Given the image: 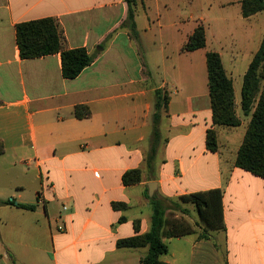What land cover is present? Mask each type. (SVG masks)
Listing matches in <instances>:
<instances>
[{
  "label": "crops",
  "instance_id": "0c3cea01",
  "mask_svg": "<svg viewBox=\"0 0 264 264\" xmlns=\"http://www.w3.org/2000/svg\"><path fill=\"white\" fill-rule=\"evenodd\" d=\"M241 1L133 0V36L125 0H0V200L34 206H0V264H141L147 247L116 243L149 230V191L164 202L166 219L174 212L191 221L195 206L180 197L213 189L221 191L224 230L208 240L163 237L168 252L159 259L264 264V179L235 167L246 128L212 126L208 100L212 51L232 81L239 116L243 75L264 38V11L243 18ZM42 18L57 20L67 49L94 56L74 79L62 77L60 54L20 58L15 25ZM198 25L205 47L182 52ZM156 90L169 101L149 168ZM79 105L88 117L74 115ZM200 113L209 114L201 125ZM210 127L215 153L205 148ZM130 170L140 181L124 185Z\"/></svg>",
  "mask_w": 264,
  "mask_h": 264
},
{
  "label": "trees",
  "instance_id": "16d2710c",
  "mask_svg": "<svg viewBox=\"0 0 264 264\" xmlns=\"http://www.w3.org/2000/svg\"><path fill=\"white\" fill-rule=\"evenodd\" d=\"M127 3L126 24L131 34L136 36L133 0H125ZM264 11V0H242L241 15L247 18L253 14ZM15 40L21 59H34L51 54H60L61 74L65 79H74L86 67L92 64L94 56L84 48L67 49L62 29L57 20L42 18L22 22L15 25ZM205 47V31L198 25L189 36L187 42L181 48L182 52H192ZM206 71L208 97L211 110L212 126L235 128L241 123L235 113V101L231 79L226 75L221 58L216 52L206 53ZM155 112L153 121V138L147 157L148 167L152 162L159 145L160 135L158 123L162 109H166L169 97L162 95L160 90L155 92ZM254 107L250 120L246 127L242 142L238 148L235 167L264 179V38H262L258 51L253 56L246 72L243 75L240 109L244 117H247ZM74 115L77 118H86L90 111L86 106H76ZM205 148L215 153L218 148L215 130L210 127L205 134ZM2 147L0 146V154ZM140 181V171L130 170L124 173L122 182L131 185ZM149 199L151 218L149 230L140 235L118 240V248L147 247V252L141 260V264H165L159 258L167 254V245L162 238H178L187 234H196L198 239L208 240L211 232L224 230L222 213V196L220 189L191 193L180 197L182 203H191L195 206L199 221L202 225L197 230L185 220H178L175 224H169L165 218L166 207L164 202L157 196L152 195ZM174 210L186 214L176 202L170 201ZM15 206L24 210H34L33 205L16 203L15 199L0 200V206ZM115 208L124 205L114 204ZM135 229L137 224L135 223Z\"/></svg>",
  "mask_w": 264,
  "mask_h": 264
},
{
  "label": "rangeland",
  "instance_id": "374dc122",
  "mask_svg": "<svg viewBox=\"0 0 264 264\" xmlns=\"http://www.w3.org/2000/svg\"><path fill=\"white\" fill-rule=\"evenodd\" d=\"M225 43H226V45H227V43H228V41H224ZM226 45H225V47H226ZM226 49V48H225ZM223 54H226L225 52L223 53ZM242 58H244V57H238V59L240 60H242ZM224 63H225V65L226 66H228V57L225 55V57H224ZM182 67H184V64L182 63ZM186 79H187V82L189 83V82H191V79H190V76H188V77H186ZM188 86V85H187ZM190 88L191 87H186L185 88V91H188V92H190ZM205 89H206V85H205V87H204ZM164 94H167V91H163L162 92V95H164ZM168 95V94H167ZM209 100V99H208ZM209 105H210V103H209ZM239 108H240V104H239ZM235 113H236V106H235ZM253 110H254V107L252 108V111H251V113L247 116V117H244L243 116V114H242V112H241V109L239 110V119H240V121H241V123H240V125L239 126H241L242 127V129H244V128H246L247 127V125H248V122H249V120H250V116H251V114H252V112H253ZM208 116H209V114L208 113H200V114H197V115H195V117H196V120L198 121V124L199 125H201V123H202V121L205 119V120H208ZM238 126V127H239ZM225 130H224V132H223V134H222V136H221V140L222 141H224V142H226V137H227V130H226V128H224ZM245 131H246V129H245ZM229 142V144L232 146V149H234L235 148V142L233 141H228ZM9 199H11V198H9ZM186 214H188V213H186ZM197 213H195V212H192V214H190V220L191 221H189L188 220V218H189V214L188 215H184V216H181V215H179V213H174V212H169V214H168V216H167V221L169 222V224H175L178 220H180V219H182V220H185L186 222H188L189 224H192L193 226L194 225H197L198 224V222H197V215H196ZM187 216H188V218H187ZM173 243H181V242H178V241H176V240H174L173 241ZM185 263L186 264H189V261H186L185 260Z\"/></svg>",
  "mask_w": 264,
  "mask_h": 264
},
{
  "label": "water",
  "instance_id": "95a60500",
  "mask_svg": "<svg viewBox=\"0 0 264 264\" xmlns=\"http://www.w3.org/2000/svg\"><path fill=\"white\" fill-rule=\"evenodd\" d=\"M151 186H154V183H151ZM151 186H148V187H149V190H150V187H151ZM151 193H152V192L149 191V196H151Z\"/></svg>",
  "mask_w": 264,
  "mask_h": 264
},
{
  "label": "built area",
  "instance_id": "2783aa9c",
  "mask_svg": "<svg viewBox=\"0 0 264 264\" xmlns=\"http://www.w3.org/2000/svg\"><path fill=\"white\" fill-rule=\"evenodd\" d=\"M61 229V228H60Z\"/></svg>",
  "mask_w": 264,
  "mask_h": 264
}]
</instances>
